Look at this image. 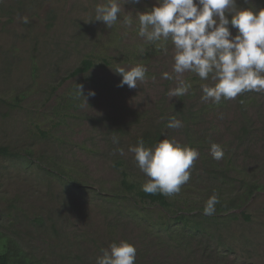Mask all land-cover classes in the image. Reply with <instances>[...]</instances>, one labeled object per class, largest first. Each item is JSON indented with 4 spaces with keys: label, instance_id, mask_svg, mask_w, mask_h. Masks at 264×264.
<instances>
[{
    "label": "rangeland",
    "instance_id": "rangeland-1",
    "mask_svg": "<svg viewBox=\"0 0 264 264\" xmlns=\"http://www.w3.org/2000/svg\"><path fill=\"white\" fill-rule=\"evenodd\" d=\"M104 2L0 0V145L18 153L0 156V240L31 264H96L102 249L121 241L136 247L135 264H264V92L252 91L259 100L249 107L255 126L241 143L238 98L205 102L201 85L214 86L211 78L181 75L192 82L184 97L204 112L189 128L165 123L164 139L199 151L190 180L168 198L191 215L204 214L213 194L219 203L207 233L166 231L168 212L156 204L136 207L121 184L124 175L141 185L148 180L129 149L179 101L167 94L179 86L175 48L171 40L160 47L138 35L137 13L157 0H118L121 12L111 28L94 20ZM237 5L259 11L264 0ZM85 58L94 68L70 76ZM137 64L147 68L146 80L120 87L115 70ZM164 72L173 79H163ZM72 93V107L62 108ZM211 143L221 145L223 159H213ZM253 183L263 189L245 198Z\"/></svg>",
    "mask_w": 264,
    "mask_h": 264
},
{
    "label": "clouds",
    "instance_id": "clouds-1",
    "mask_svg": "<svg viewBox=\"0 0 264 264\" xmlns=\"http://www.w3.org/2000/svg\"><path fill=\"white\" fill-rule=\"evenodd\" d=\"M126 2L139 3L140 0ZM120 12L118 0H105L95 7L94 20L111 28ZM137 15L140 37L151 43L160 42V47L169 40L174 45L173 71L179 86L169 90L170 97L184 96L192 88L191 81L180 79L185 72L195 73L201 80L211 78L214 82V86L201 85V99L205 102L219 104L222 99L232 100L245 92H264V9L240 8L237 0H157L150 11ZM23 22L28 23V18L23 17ZM123 23L131 27L133 21L125 16ZM231 29L237 30L235 35ZM115 71L122 76L120 87L136 88L138 81L147 78V68L142 64L128 71L124 68ZM162 78L173 79L168 72H164ZM78 92L83 96V85L78 84ZM89 95L94 96L95 92ZM182 127V121L175 118L167 124V128L173 130ZM113 142L119 141L114 137ZM117 151L124 154L122 149ZM129 151L135 154L139 169L148 177L142 190L165 196L180 193L199 158L197 149L174 138H165L154 147L146 146L141 138ZM210 151L213 159H223L221 145L211 143ZM218 203V195L213 194L205 203L204 214H215ZM101 252L96 264H135L137 256L136 247L127 241L113 242Z\"/></svg>",
    "mask_w": 264,
    "mask_h": 264
},
{
    "label": "trees",
    "instance_id": "trees-1",
    "mask_svg": "<svg viewBox=\"0 0 264 264\" xmlns=\"http://www.w3.org/2000/svg\"><path fill=\"white\" fill-rule=\"evenodd\" d=\"M94 66L95 63L91 58H85L82 61L81 65L71 72L70 76L74 77L87 74L94 68ZM65 98L67 103H65L62 108H64L65 106L72 107V103L75 100V94L72 93L70 95H67ZM65 98L63 100H65ZM237 98L241 117L243 118L238 140H240L241 143H246V140H248L249 138L248 135L251 129L255 126V124H252L253 122L251 121V119H254V116L252 112H249V107L252 104L257 105L259 100L258 97L252 94V91L245 92L239 95ZM260 99L263 98L261 97ZM215 105H222V102ZM167 111L168 115L166 113L164 114L165 120L162 124H160L155 129L147 128L139 136L136 137V145L138 140L142 138L145 141L146 146L154 147L157 143L161 142L164 139L163 128L165 126V123L175 118L182 121L187 126V128H189L190 126H196V124L202 117L201 114H203L204 112L202 109H195L192 104H189L184 96H180L179 101L171 104V108ZM0 156L13 158L15 156H18V153H16L8 146L0 145ZM115 165L117 168H120L122 166L121 159L116 161ZM55 172L56 171H52L51 173L53 174ZM121 186L123 192L126 194V196H129L133 200L136 207L140 209H146L145 204H156L163 210L167 211L168 218L164 222V229L166 231H172L174 229L172 227H179L181 228L180 230L184 233L194 234L195 232L196 234H204L207 233L206 225L214 222L211 220H215L214 215L209 218L207 215L201 213L199 215H195L197 213L191 215L190 213L194 212H187L186 210H176L175 203L170 201L168 196L159 193H145L142 190V185L139 182L131 180L127 175L123 176ZM261 189H263V187L259 184H249L247 188L248 193L246 194L245 198H250L255 192H258ZM199 217L202 219H199ZM245 218L250 219L248 215H245ZM15 250L16 248L13 247L12 243L7 240H0V264H31L25 258H20V255L18 253H15Z\"/></svg>",
    "mask_w": 264,
    "mask_h": 264
}]
</instances>
